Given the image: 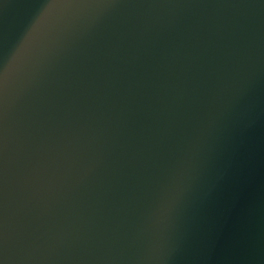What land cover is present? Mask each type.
<instances>
[{"label":"water","instance_id":"obj_1","mask_svg":"<svg viewBox=\"0 0 264 264\" xmlns=\"http://www.w3.org/2000/svg\"><path fill=\"white\" fill-rule=\"evenodd\" d=\"M0 264H264V0H0Z\"/></svg>","mask_w":264,"mask_h":264}]
</instances>
